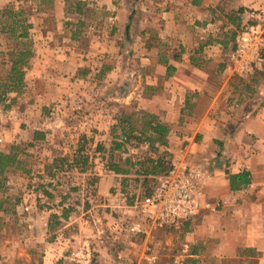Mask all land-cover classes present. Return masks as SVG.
Masks as SVG:
<instances>
[{
    "label": "crops",
    "instance_id": "obj_1",
    "mask_svg": "<svg viewBox=\"0 0 264 264\" xmlns=\"http://www.w3.org/2000/svg\"><path fill=\"white\" fill-rule=\"evenodd\" d=\"M3 1L0 0V12L11 3L7 0L3 4ZM12 1L15 4L22 2ZM60 2L55 0V5ZM77 3L85 6L86 0ZM128 3L126 0V5ZM158 4L163 5L158 20L154 21L146 14L148 19L141 20L140 33L136 32L140 20L133 12L121 8L114 12L112 18L116 27L122 28L123 24L128 40L133 43L130 45L126 41L124 54L128 60L126 58L123 66L118 63L114 67L117 71H127L126 85L124 80L116 81L126 87V93L113 99H116V105L138 106L156 115L160 122L168 123L167 144L156 142L155 145L166 148L173 163L184 165L180 150L183 141L188 139L183 162L202 170L207 168L205 199L211 207L201 208L178 226H166L167 230H181L184 234L190 243V260L194 264H264V80H258V76L240 79L239 83L244 80L243 86L250 89L248 94L238 81L231 80L234 77L232 70L226 67L228 29L234 26L230 21L231 8H240L242 13L239 14L247 18L250 17L249 10L256 9L264 17V0H160ZM124 11L128 14L126 20ZM24 20L33 25L29 36L34 43L28 67L31 76L28 73L26 83L32 85L31 77L34 82L45 77L48 87L52 88L48 96L52 99L71 87L72 81L64 72L70 69L72 56H75L72 53L81 52L71 51L68 47H42V39L50 38L51 34H41L38 22L31 17ZM80 22L81 16L76 23ZM65 23L72 24L69 18ZM157 32L160 38L177 42L176 48L163 47L162 42L160 46L153 45L150 39ZM16 34L18 36L19 31ZM5 37L8 39L10 35L1 28L0 54L8 55L13 51L4 43ZM68 37L80 39L81 34L72 30ZM139 38L142 43L135 46L134 41ZM57 59L61 61V68L54 63ZM139 61L140 65H137ZM61 70L63 73H57ZM5 116L7 124L3 133H8L13 130L8 127L10 121L7 118L10 117ZM163 157L152 159L154 161L147 164L148 167L154 169ZM160 172L142 175L150 179ZM110 176L117 179L120 174L101 173L98 187L102 194L110 192L107 187L111 185L107 179ZM54 213L61 214L53 209H40L30 215L28 226L17 229L15 236L6 234L0 239V264H80L76 257L83 255L88 241L82 240L74 246L65 234L62 239L49 238L52 232L50 217ZM63 218L60 215V219ZM60 224L53 230L65 231L67 224ZM117 237L113 235L111 239L121 246L119 240L123 238L117 240ZM152 237H145L143 248L152 246ZM139 238L125 237L123 242L127 248L136 247L137 252L141 249L137 247ZM142 255H145L144 251ZM98 261L92 256L90 264H99ZM104 263L101 260L100 264Z\"/></svg>",
    "mask_w": 264,
    "mask_h": 264
},
{
    "label": "rangeland",
    "instance_id": "obj_2",
    "mask_svg": "<svg viewBox=\"0 0 264 264\" xmlns=\"http://www.w3.org/2000/svg\"><path fill=\"white\" fill-rule=\"evenodd\" d=\"M144 1L136 0L135 4H132V0H129L126 5V0H86L84 6L77 3L78 0H61L56 6L55 0H22L20 4L8 0V3H11L4 6V8L12 6L16 10H22L21 17L29 16L37 21L41 34H51L50 38L42 39V47H68L71 51L80 50L81 53H72L75 56H72L70 69L64 72L72 81L71 87L54 95L52 99L48 97L52 88L48 87L45 77L42 79L39 77L35 82L34 77H31L32 85L26 83L28 73L31 76L28 72L30 59L29 64L24 66L25 75L22 85L17 88L9 87L8 74L11 63H5L2 67L3 59L7 60L8 55L0 54V93L5 91L0 102V151L10 152L14 150L13 146H18L15 151H18L20 157L24 159L22 168L6 173L3 189L0 190V195L8 198L7 210L0 209V239L6 234L15 236L17 229L24 225L28 226L30 215H35L40 209L44 211L53 209L60 213L65 209L69 211L68 217L57 220L67 224V229L58 232L53 230L61 225L56 223L48 237L62 239L65 234L74 246L82 240L88 241L93 250V258L100 260L99 264L101 260L106 264H182V262L194 264L189 258L190 243L185 240L181 230L155 228L151 234L153 235L151 251L157 256L155 259H150L148 257L150 246L142 247L145 236L132 235L125 227V223L134 217L135 210L132 205L136 197L147 195L151 188L154 189L158 176L165 172H160L150 179H146L144 174H141V177L140 174L129 175V179L124 184L122 175L115 178L116 180L110 176L107 178L111 182V185H107L110 191L108 194H102L98 187L101 173L107 174L110 171L107 165L111 157L114 161H125L130 158L135 162V168L139 170L143 169L140 162H147V159L156 160L160 156H164L166 165L169 163L172 167L174 162L166 148L151 146L149 141L133 140L124 143L121 118L124 114H132L133 121L141 124L143 110L138 106L127 108L126 104L116 105V99H113L114 96L123 97L126 93V87L116 81L124 80L126 85L127 71H117L114 67L118 63L123 66L126 62L127 57L124 54L127 49L126 41L131 45L133 40H128L123 24L122 28L120 25L116 27L112 17L117 8L133 12L140 20L136 29V32L140 33L141 20L147 18L146 14L157 21L162 13L160 8L163 6L158 4L160 0H152L153 2L148 3ZM5 2L7 0H4L3 4ZM4 8L0 12V29L8 19V15L2 12ZM239 12L242 13L240 8L230 10V21L234 26L228 29V41L225 39L229 46L226 60L228 70L231 65H236L233 53L236 49L237 36L242 28L257 23L260 19H263L264 23L263 14L256 9L249 10L248 18ZM80 16L81 22L78 24L76 21ZM123 17L124 20L127 19L126 11ZM68 18L72 24L65 23ZM27 24H31L28 27L30 33L33 25L28 21ZM72 30L80 32V39L68 37ZM6 33L10 37L8 39L5 37L4 43L10 51L16 53L17 50L26 47L34 48L30 36L14 39L10 31ZM150 41L155 46H160L161 42L163 47L177 46L174 40L160 38L158 32ZM141 43V38L134 41L135 46H140ZM58 61L54 63L60 67L61 61ZM137 65H140V61ZM263 67L264 65H261L250 75L231 71L234 76L231 80L234 79L239 83L240 79L248 80L257 76L258 80H264V70H261ZM35 72L36 70L32 72L33 76ZM239 84L243 90L250 93V89L243 86L244 80ZM6 114L10 117L7 118V121H10L8 127L13 131L3 133L7 124ZM179 137L184 139L183 136ZM113 141L123 142L124 148L112 150ZM186 142H189L188 139ZM186 142L183 141L181 145V163L198 169L197 166L183 162ZM99 146H103V149L100 150ZM81 149L89 156L86 168L78 161ZM149 163L152 162L148 161L146 165ZM203 171L202 190L205 199L207 168ZM23 201L25 204H22ZM17 205H20V208ZM27 206L29 209H26ZM113 230L115 231L112 234ZM113 235L118 236L117 240L123 238L119 240L121 246L113 242L115 240L111 239ZM125 237H140L137 247L141 249L136 252V247L127 248L126 243L123 242ZM102 242L104 245H101ZM186 244L189 245V250L185 252ZM118 248L121 249L120 252ZM142 251L145 255L141 256Z\"/></svg>",
    "mask_w": 264,
    "mask_h": 264
},
{
    "label": "built area",
    "instance_id": "obj_3",
    "mask_svg": "<svg viewBox=\"0 0 264 264\" xmlns=\"http://www.w3.org/2000/svg\"><path fill=\"white\" fill-rule=\"evenodd\" d=\"M262 21L263 19H260L257 23L245 25L238 34L233 53L236 65L229 67L233 72L250 75L264 62ZM203 172L199 168L173 163L169 171L158 176L157 185L151 194L136 197L132 205L135 210L134 218L125 223L128 232L148 237L155 228L178 226L198 213L201 208L211 207V203L203 196ZM26 209H29V206ZM148 250V257L155 259L156 255L151 251V247ZM188 250L189 245L186 244L184 251ZM92 254L90 243L87 242L83 255L77 256L76 259L80 264H90Z\"/></svg>",
    "mask_w": 264,
    "mask_h": 264
},
{
    "label": "trees",
    "instance_id": "obj_4",
    "mask_svg": "<svg viewBox=\"0 0 264 264\" xmlns=\"http://www.w3.org/2000/svg\"><path fill=\"white\" fill-rule=\"evenodd\" d=\"M2 12L8 15L6 23L4 22V25L2 26L3 31H10L14 39L27 38L29 36L28 27H30L31 25L26 23V21L24 20L25 18H19L23 14L22 10H16L14 9V7L9 6L4 8ZM231 19L234 20L233 18ZM18 31L19 34L18 36H16V33H18ZM25 44H27V42H25ZM31 56L32 50L26 47L16 53L9 52L8 59H3L2 67H4L5 63H11V68L8 74L9 87L17 88L22 85L25 75L24 66H27L29 64V59ZM4 93L5 91L0 93V102L3 99ZM142 113L143 115L141 118V124H137L138 122L133 121L134 116L132 114H124V116L121 118L122 133L125 136L124 143L131 142L133 140H136L138 142H143L146 140L150 142L151 146H154L156 142H160L166 145L167 136L170 130L168 123L160 122L157 119L156 115L152 113H148L145 111H143ZM124 143L113 141V147L111 149L122 150L124 148ZM12 149L14 150L10 152L0 151V190L3 189L4 177L6 173L22 168V163L24 162V159L20 157L19 152L15 151V149H18V146H13ZM99 149L102 150L103 146H99ZM78 161L84 168L88 166L89 156L84 153L83 149L79 151ZM148 161L153 162L150 159H147V162H140L143 169L139 170L135 168V162H133L130 158H127L125 161H114L113 157H111L108 160L109 163L107 167L110 171L123 176V184L129 179V175H149L150 173H157L158 170L161 172H167L171 168V165L169 163L168 165H166V161L164 162V160H158L155 168L153 167L154 169H151L146 165ZM136 179L138 180V178ZM152 191L153 189L151 188L147 192V195L151 194ZM7 202L8 198L4 195H0V209L7 210ZM60 215L66 218L69 215V211L64 209ZM60 215L57 213L51 214V228L55 227L56 223H61L60 220H57L58 218H60Z\"/></svg>",
    "mask_w": 264,
    "mask_h": 264
}]
</instances>
